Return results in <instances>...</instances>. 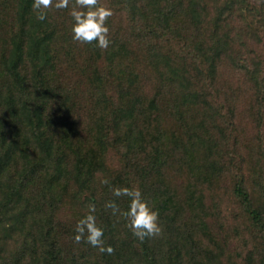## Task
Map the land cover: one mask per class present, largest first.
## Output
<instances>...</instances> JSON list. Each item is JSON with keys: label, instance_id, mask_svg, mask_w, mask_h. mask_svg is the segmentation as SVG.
Returning a JSON list of instances; mask_svg holds the SVG:
<instances>
[{"label": "trees", "instance_id": "16d2710c", "mask_svg": "<svg viewBox=\"0 0 264 264\" xmlns=\"http://www.w3.org/2000/svg\"><path fill=\"white\" fill-rule=\"evenodd\" d=\"M110 1L107 6L113 10V15L107 23L111 43L102 51L95 43L73 41L71 4L69 9H48L46 19L40 21L32 9L34 0H11L9 3L0 0V8L4 6L11 13L9 23L0 21V43H5L4 47L0 44V105L12 119L3 120L0 126V184L8 189L3 197L0 196V264H210L212 250L198 252L208 246L186 247L185 243L178 245L172 240L164 246L152 243L173 239L166 232L140 241L133 236L119 212L115 215L120 220L112 209L105 207L109 201L106 196L99 197L96 189L89 187L92 179L88 187L84 186L85 180L80 182L78 178L70 182L68 172L75 169L73 165L65 168L60 138L58 146L57 130L54 124H48L49 110L46 109L52 102L50 98L59 97L62 98L59 106H51H55L53 111H60L70 103L68 95H76L81 85L89 86L90 82L96 90L97 101L106 97L112 102V123L116 129L127 130L126 139L142 137L144 127L136 128L139 121L145 124L165 121L166 116L176 114L185 123L182 136L176 132L178 138L188 135L190 140L198 138L205 142L204 135L200 134L208 132L209 140L222 154L225 145L236 146L239 142L236 137L231 138L228 122L219 123L220 117L229 118L223 114L226 102H217L219 88L218 93L215 91V86L223 80L219 76L224 61L242 68L245 81L249 82L245 86L250 85L247 89L254 95L249 106L257 104L259 107L264 100V55L244 51L243 55L236 56L240 51L232 52L229 40L234 26L232 28L231 19L238 10L236 19L246 21L249 30L264 4L257 0L253 3L225 0L219 2L217 17L207 19L208 0ZM125 8L131 15L127 27L120 26L122 19L116 21L115 15ZM224 25L228 30L222 32L220 29ZM223 33L224 37L219 35ZM138 47L148 55L149 63L159 73L158 79L168 86L169 97H161L164 99L157 104L156 98L142 96V91L134 87L139 71L130 61L140 54ZM103 72L109 75L108 82L113 86L111 98L105 91ZM69 73L78 76L73 89L63 85L71 78ZM158 92L157 96L160 89ZM207 120L210 127L218 130L217 138L204 128ZM59 135L63 141L67 137L65 132ZM263 142L256 140L251 156H247L248 149H241L242 152L239 149L231 152L232 157L252 160L256 150L264 155ZM213 158L212 163H221L215 156ZM84 163L91 167L87 173L92 174L96 169L101 171L104 165L97 158L83 159V168ZM196 167L203 171L202 165ZM220 170L205 171L210 172L205 180L218 179ZM234 177L240 202L249 203L254 221L264 223V207L252 206V194L245 188L251 176L235 173ZM71 184H77L76 190ZM253 184L252 188H263L255 198L264 202V183ZM26 186L31 192L25 190ZM23 192L25 196L19 205L12 195L20 198ZM110 199L120 211H126L128 205L125 207L124 203L127 202L116 196ZM77 203L85 207L77 221L88 213V204L95 205L93 214L97 225L104 229V246L110 245L114 249L112 254L101 253L85 240L76 243L77 249L73 251L78 254H72V258L61 247L60 241L71 229L57 211ZM202 254L203 259L197 256ZM254 260L250 259L251 264H255Z\"/></svg>", "mask_w": 264, "mask_h": 264}, {"label": "rangeland", "instance_id": "374dc122", "mask_svg": "<svg viewBox=\"0 0 264 264\" xmlns=\"http://www.w3.org/2000/svg\"><path fill=\"white\" fill-rule=\"evenodd\" d=\"M6 1L11 2V0ZM224 1L217 0L215 3L213 0H208L207 19L217 17L215 15L218 14L219 2L224 3ZM248 1L253 3L256 0ZM257 1L264 4V0ZM3 2L4 0H2ZM100 2L107 6L111 1L100 0ZM5 8L4 6L0 8L2 17L0 21L4 20L9 23L11 13H8ZM259 8L261 9V4H259ZM128 12L125 8L123 11L115 13L116 21L119 18L122 19L123 23L120 26H128L131 16ZM245 12L243 11V13ZM238 13V10L234 11V16L231 19L232 28L234 26L230 34L232 42L229 40L232 52L239 50L240 52L235 53L236 56L243 55L244 51H253V53L264 55V8L258 13L259 16L256 15L253 18L256 21L253 22L254 24L249 30L246 28V21L236 19ZM248 18L251 19V16ZM224 30H228L227 25L220 29L222 32ZM219 35L224 37V33ZM0 44L5 46L4 42ZM241 46L243 49H240ZM137 49L140 54L130 61L136 65L139 71V77L136 79L134 87H138L142 91V96H147L149 99L156 98L154 100L157 104L164 99L161 97H169L168 86L166 87L165 83L162 84L158 79L159 73L153 64L149 63L148 55L139 47ZM145 61L146 65H144ZM237 63L240 65L241 61ZM142 70L143 72L140 74ZM243 73L242 68L238 65L234 67L230 61H224L219 76L223 80L219 86H215V91L218 93L217 88H219L220 94H218L217 102L221 104L226 102V107L222 109L223 114L226 113L229 117L227 119L220 117L219 123L228 122L231 138L236 137L239 140L236 146L225 145V148L221 149L222 154L218 153L217 146L209 140L208 132L200 134L204 135L205 142H201L198 138L190 140L188 135L178 138L176 132L182 136L185 123L176 114L166 116L165 121L149 122L148 124L139 121L136 128L144 127V130L141 131L142 137L136 140L126 139L127 130L116 129L112 123L111 111L113 107H110L112 102L106 97L97 101L96 90L92 84H89L90 82L87 83L89 86L81 85L76 95H68L70 103L60 111L57 109L53 111L52 108L59 106V100L62 98H50L52 102L46 109L49 110L47 113L48 124L52 123L56 127L58 134L56 141L59 146L60 138V153L67 164L65 168L73 165L75 169H70L67 179L70 182L74 178H78L76 180L80 182L85 180L84 186L86 187L90 185V179H92V185L89 187L93 190L96 189L99 197L105 195L109 201L114 196L112 191L114 188L138 187L143 198L154 210L159 212L161 234L166 232L168 237L173 238L163 240V243L152 241L153 244L164 246L169 240H172L178 245L185 243L186 247L195 245L200 248L199 244L208 246L205 249L200 248L198 252L211 249L213 255L210 264H251L250 259L252 258L255 259V264H264V223L254 221L250 213V204L240 202L241 196L235 191L234 186L236 183L235 173H244L248 177L250 175L251 181L246 183L245 188L252 194V206L264 207V202L259 201L261 198L256 197L258 200L255 198L263 191V188H252L253 183H264V155L256 150L254 159L249 160L246 157L243 160L241 157H232L231 153L239 149L241 152L248 149L249 155L247 156H251L253 154L251 147L256 146V140L259 139L263 142L264 139V100L259 103V107L257 104L249 106L254 95L247 89L250 85L245 86L249 82L245 81ZM69 74L71 78L68 83L63 85L73 89L78 76L75 73ZM102 79L106 87L105 91L111 98L114 90L108 82L109 75L103 72ZM4 87L6 88V83ZM159 89L160 95L157 96ZM139 94L141 95V93ZM52 104L55 106H51ZM57 118L60 119L57 120ZM5 119L12 120L7 117L6 108L0 105V126ZM201 119L199 123L202 121ZM211 127L207 120L204 123V128L209 129L208 131H211L217 138L218 130L215 126ZM63 132L67 134L64 141L59 135ZM214 156L221 163H212L215 160ZM85 158L102 160L104 164L102 170L97 171L98 169H96L93 174L87 173L91 167L85 163L84 168L82 167ZM21 159L23 160V158ZM11 162L13 161L11 160ZM197 165H202L203 171H201L202 168H197ZM213 168H221L217 174L219 175L218 179L206 181L205 178L210 172L205 171H211ZM104 179H107L109 183L103 184ZM75 185L77 184L70 185L73 190L77 188ZM7 190L4 185L0 184L1 197ZM25 190L31 192L29 186H26ZM16 195L12 196L19 201L20 205L25 193L23 192L20 198ZM118 198L127 202L124 203L125 207L128 205L127 211L130 203L129 198L126 196ZM83 208H85L84 204L77 203L73 207L69 206L64 210L57 211L67 228L71 229V232L60 241L61 247L71 258V255L74 254L73 250L77 249L74 242L75 226L79 215L85 212ZM121 217L127 223L126 219ZM196 239L198 241L195 243ZM76 254L78 253L75 252L74 255ZM197 256L205 258L203 254Z\"/></svg>", "mask_w": 264, "mask_h": 264}, {"label": "clouds", "instance_id": "9594fccd", "mask_svg": "<svg viewBox=\"0 0 264 264\" xmlns=\"http://www.w3.org/2000/svg\"><path fill=\"white\" fill-rule=\"evenodd\" d=\"M73 24L71 33L73 41L81 44H93L102 51L107 50L111 41L109 39L110 28L107 21L113 15V10L102 4L100 0H34L32 9L37 15V19L44 21L47 17V10L55 7L56 9H69ZM103 184L109 181L104 179ZM116 197L126 196L130 203L127 211H120L114 201H108L106 208L112 209L113 214L123 216L127 221V227L132 231L134 237L140 241L146 238H154L162 232L159 224V212L154 210L143 198V194L138 187H117L112 189ZM88 213L80 219L76 226L74 242L80 243L85 240L94 248H98L101 253L112 254L114 249L109 245L104 246V229L97 225L95 205L88 204ZM86 234V236H85Z\"/></svg>", "mask_w": 264, "mask_h": 264}]
</instances>
